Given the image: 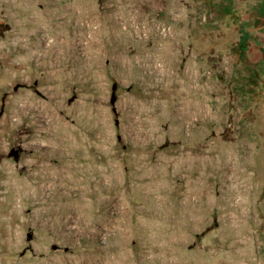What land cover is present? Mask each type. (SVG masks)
I'll return each mask as SVG.
<instances>
[{"label": "rangeland", "instance_id": "obj_1", "mask_svg": "<svg viewBox=\"0 0 264 264\" xmlns=\"http://www.w3.org/2000/svg\"><path fill=\"white\" fill-rule=\"evenodd\" d=\"M257 2L0 0V264H264Z\"/></svg>", "mask_w": 264, "mask_h": 264}, {"label": "trees", "instance_id": "obj_2", "mask_svg": "<svg viewBox=\"0 0 264 264\" xmlns=\"http://www.w3.org/2000/svg\"><path fill=\"white\" fill-rule=\"evenodd\" d=\"M228 2L229 4L223 9V12L226 14L232 13L233 10V0H228ZM245 18L247 22L242 25L239 40L232 48L233 54L241 61L249 59L251 50L250 44L253 40V36L248 30L249 21H253V25L257 29L264 28V0H258L251 9L247 10ZM254 53L258 58V61L256 60L255 63L258 64L261 56L264 54V47H258ZM253 77L258 78V74L254 72ZM255 82L257 83V80H255Z\"/></svg>", "mask_w": 264, "mask_h": 264}, {"label": "bare ground", "instance_id": "obj_3", "mask_svg": "<svg viewBox=\"0 0 264 264\" xmlns=\"http://www.w3.org/2000/svg\"><path fill=\"white\" fill-rule=\"evenodd\" d=\"M2 49H0V51H1ZM33 56H36V54L35 53H33ZM72 167V166H71ZM74 167L75 168H73V169H75V172L74 173H78V170L76 169V166L74 165ZM76 170H77V172H76ZM20 171H22V172H24L25 171V167H22L21 168V170ZM10 175H11V177L13 178L14 177V173L13 172H11L10 173ZM43 178L45 179V183H43L42 185H41V189L42 190H50V189H53L54 188V186L57 184V182L55 181V179H56V177L55 176H48V174L46 173V174H44L43 175ZM12 181V180H11ZM15 181L16 180H14L13 182H12V186H14V187H12L11 189H10V195H12V197H15V194L14 193H18V195L20 194L21 195V201H20V203L22 204L23 203V199H24V197H25V194L24 193H22L21 191H18L17 189H16V187H15ZM72 183L75 185H80V184H82V180H73L72 181ZM58 185V184H57ZM8 205V204H7ZM9 206V205H8ZM85 209H87V207H85V206H82L81 208H79V211H81V210H85ZM11 211L9 210V213H10ZM14 212V211H13Z\"/></svg>", "mask_w": 264, "mask_h": 264}, {"label": "water", "instance_id": "obj_4", "mask_svg": "<svg viewBox=\"0 0 264 264\" xmlns=\"http://www.w3.org/2000/svg\"><path fill=\"white\" fill-rule=\"evenodd\" d=\"M18 87H16V89H17ZM116 88H117V86L116 85H114V87H113V89H114V91H113V98H112V102H114L115 101V99H116V97H115V90H116Z\"/></svg>", "mask_w": 264, "mask_h": 264}, {"label": "flooded vegetation", "instance_id": "obj_5", "mask_svg": "<svg viewBox=\"0 0 264 264\" xmlns=\"http://www.w3.org/2000/svg\"><path fill=\"white\" fill-rule=\"evenodd\" d=\"M12 153H13V154H17V151H16V150H13Z\"/></svg>", "mask_w": 264, "mask_h": 264}]
</instances>
